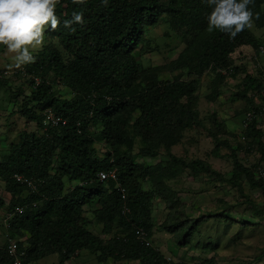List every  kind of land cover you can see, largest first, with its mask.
Wrapping results in <instances>:
<instances>
[{"label": "rangeland", "instance_id": "1", "mask_svg": "<svg viewBox=\"0 0 264 264\" xmlns=\"http://www.w3.org/2000/svg\"><path fill=\"white\" fill-rule=\"evenodd\" d=\"M167 8L168 3L163 6L159 21L146 27L145 42L132 52L141 65L138 74L148 71L162 88L174 82L196 87L171 102L164 112L166 115L161 116V122L146 137L135 131L134 122L150 108L147 95L152 92L148 85L143 89L146 103L133 112L124 136L110 131L108 137L98 138L104 128L103 117L111 110L97 120H93L91 111L87 123L89 133L96 140L89 153L99 161L114 157L135 164L140 169L138 174L144 175L136 174L134 180L143 191L154 193L146 218L151 225V241L158 259L162 257L167 264H208L212 261L213 264H264V53L260 52V45H264V4L258 12H253L251 26L233 38L237 41L235 48L229 53L227 64L220 68L214 66L216 52L211 43L204 38L194 45L195 36L192 39L191 34L185 32L186 25L175 27ZM63 28L61 20L54 30L46 26L44 39L33 53L36 56L45 45L52 46L64 64L53 63L43 73L44 79L39 86L44 96V92L50 96L47 98H33V79L26 69L27 63L13 66L15 54L0 45V75L5 77L0 85V162L12 147L31 133L53 136L51 174L64 176L67 193L77 182L72 183L62 173L66 167L61 160V139L46 126L51 125V121L48 119V124L43 121L47 110L51 109L53 114L64 102L78 95L67 72L74 57L60 42L59 30ZM204 51L208 53V65L200 69L198 54ZM250 77L254 85L249 82ZM81 94L89 99L90 94L94 97L97 92L83 88ZM25 101L36 118L22 114ZM248 111L254 112L255 118L247 124ZM173 136H178V140L171 145L168 142ZM216 138L221 142L220 156L213 153ZM225 143L236 148L243 165L257 172V182L237 172L230 148ZM7 183V178H0V195L7 196L9 201L11 195L5 190ZM126 187L130 198L131 187ZM82 208V216L89 220L86 223L81 220L80 227L93 236L105 242L130 236L131 229L117 211L104 222L98 219L97 210L103 208L99 197ZM2 218L0 246L3 247L9 221L2 222ZM174 223H183L178 232H171ZM190 225L194 226L193 233L184 243ZM28 235H24L21 246L27 255L33 248L25 243ZM12 239L20 237L13 235ZM69 242L71 239L54 243L46 256L26 262L60 264L61 256L70 248ZM99 254L98 249L93 253L79 247L66 264H145L121 251L107 259Z\"/></svg>", "mask_w": 264, "mask_h": 264}, {"label": "trees", "instance_id": "2", "mask_svg": "<svg viewBox=\"0 0 264 264\" xmlns=\"http://www.w3.org/2000/svg\"><path fill=\"white\" fill-rule=\"evenodd\" d=\"M167 3L171 22L178 28L186 25L185 32L191 34L192 39L194 36L196 38L194 45L204 38L211 43L216 52L213 58L215 68L227 64L228 55L234 50L237 41L220 30L208 31L207 16L212 8L206 0H82V3L58 0L55 13L62 22L71 20L74 12L82 13V23L74 22L59 30L60 42L74 57L67 72L78 95L74 100L64 102L58 111L55 110L58 115L63 116L66 123L46 126L61 139V160L66 167L62 173L67 175L72 183L77 184L66 193L64 176L51 174L53 136H37L31 133L11 148V152L0 162V178L8 179L6 191L11 198L6 201L0 196V209L6 207L5 213H8L14 212L16 207H23L24 211L14 214L9 220L7 240L0 248V264H11L7 246L10 240H13V235L20 237L17 240L22 246L26 233L29 238L25 243L33 248L28 255L26 251L24 264H27L29 259L40 260L49 253L52 244L61 243L65 239H71L70 248L61 256L60 264H66L79 247L88 248L93 253L96 249L100 250L102 259L115 257L116 252L121 251L123 255L140 259L145 264L166 262H163L162 257L158 259V252L153 246L146 245L137 234L138 228H143L148 237L152 235L151 225L146 217L149 216L154 193L143 191L134 180V175L140 171L135 164L114 157L103 161L92 157L89 152L96 137L89 133L87 120L91 111L94 114L93 120H97L100 115L111 110L103 117L104 128L98 133V138L108 137L110 131L117 136H124L133 112L146 103V93L143 89L148 85L152 92L147 95L150 108L146 114L141 113L134 122L135 131L146 137L149 131L161 122V116L166 115L164 112L171 102L177 100L180 94L191 93L196 87L195 84L174 82L165 84V88H162L157 78L148 71L138 74L141 65L137 63L132 52L145 42L146 27L159 21L162 8ZM263 4L264 0H252L248 8L252 13L258 12ZM207 54V51L198 54L200 69L208 65ZM53 63L64 66L57 49L45 45L37 53L35 60L27 63L26 69L29 74L43 77L47 66ZM3 82L5 77L1 74L0 85ZM249 82L251 85L255 83L251 77ZM39 85L34 86L33 80V98L38 100L50 97L46 92L45 96L41 93ZM83 88H87L89 92H97L94 97L90 94L92 103L90 98L87 99L81 94ZM52 100L58 102L57 99ZM22 114L31 119L36 118L27 101L23 103ZM177 140L178 136H173L168 143L172 145ZM216 143L213 153L220 156L221 142L218 138ZM225 145L230 148L229 154L234 160L237 172L245 174L252 182H257V172L243 165L233 145ZM114 167L118 170L119 182L126 189L127 196L126 185L131 187L132 194L127 199L129 210L126 212L123 211L125 201L122 192L115 188L116 182L101 181L98 176L101 170ZM14 174L31 178L36 188L16 181ZM138 176L144 177L141 173ZM230 181L236 182L235 179ZM260 186L263 184L260 183ZM23 193L28 195L23 196ZM97 197L103 205L101 210H97L98 219L104 222L105 218H111L112 212L117 211L131 229L130 236L105 242L80 227L81 220L84 223L89 220L82 216V207ZM182 224H172L171 232H178ZM193 227H188L184 243L188 242ZM208 264H213V261Z\"/></svg>", "mask_w": 264, "mask_h": 264}, {"label": "clouds", "instance_id": "3", "mask_svg": "<svg viewBox=\"0 0 264 264\" xmlns=\"http://www.w3.org/2000/svg\"><path fill=\"white\" fill-rule=\"evenodd\" d=\"M74 2L82 3V0H74ZM57 3L58 0H0V45L6 46L8 52L15 54L13 66L19 67L35 60L33 53L44 39L45 27L47 26L54 30L60 23L55 13ZM206 3L212 8L207 16L209 32L220 30L227 33L229 38H235L238 33L251 26L253 13L248 8V5L252 3V0H206ZM74 22H83L82 13L74 12L71 20L63 21L65 27ZM262 46L264 47V45H260V52L264 53V51H261ZM44 118V123L46 124L47 115ZM112 169L117 170L116 167L104 170ZM105 180L116 182L115 188L122 192V198L125 201L124 205L127 206L128 196L126 195V189L119 182V177L117 180L113 178ZM123 194H125V197H123ZM17 208L14 212H8V221L14 214L20 213ZM128 210L129 208L124 207L123 211L126 212ZM147 238L150 240L149 246H153L151 237L147 236ZM16 241L19 244V240ZM19 247L24 250L20 244ZM25 255L26 251L22 257V264H24ZM13 261L14 258L11 257V264H13ZM164 264H167V262Z\"/></svg>", "mask_w": 264, "mask_h": 264}, {"label": "built area", "instance_id": "4", "mask_svg": "<svg viewBox=\"0 0 264 264\" xmlns=\"http://www.w3.org/2000/svg\"><path fill=\"white\" fill-rule=\"evenodd\" d=\"M261 51H264V47H261ZM30 77H32V79L34 80V86H38L42 81H43V77L42 76H38L34 73L29 74ZM51 109L47 110V119L46 122H48V119L51 121L52 125H58L59 123H66V120L58 115L57 113L53 112V114L50 113ZM255 118V114L252 111H248L247 112V116H246V121L247 124L252 121ZM99 178L101 180H105L108 178H113L116 179L118 178V174H117V170L116 169H112V170H103L101 172H99ZM14 177L16 179V181L18 182H23L26 183L28 186L32 187V188H36L34 185V182L32 181L31 178L24 176L22 174H14ZM124 191V189H123ZM123 197H125V194H123ZM17 211H19L20 213L23 212V208L18 207ZM137 234L140 236V238L142 239V241L146 244L149 245L150 244V240L149 238H147V233L143 228H138L137 230ZM7 251L8 254L14 258L13 264H22V257L25 254L24 250H21L18 244V241L16 240H10L8 246H7Z\"/></svg>", "mask_w": 264, "mask_h": 264}, {"label": "crops", "instance_id": "5", "mask_svg": "<svg viewBox=\"0 0 264 264\" xmlns=\"http://www.w3.org/2000/svg\"><path fill=\"white\" fill-rule=\"evenodd\" d=\"M6 190V189H5ZM0 196H2L6 201H8V199H7V196H5V195H0ZM6 207H3V208H1L0 209V212L2 213H0V219H1V217L3 216V218H2V222L3 221H7V216H8V213H5L6 212ZM4 213V214H3ZM0 223H1V221H0ZM6 231H7V225H6ZM6 236H7V232H6ZM2 246H0V248H1Z\"/></svg>", "mask_w": 264, "mask_h": 264}]
</instances>
